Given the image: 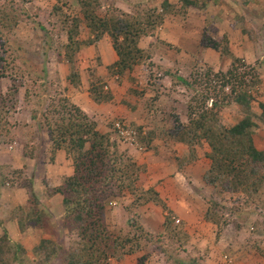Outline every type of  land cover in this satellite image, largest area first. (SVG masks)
<instances>
[{"label":"rangeland","instance_id":"rangeland-1","mask_svg":"<svg viewBox=\"0 0 264 264\" xmlns=\"http://www.w3.org/2000/svg\"><path fill=\"white\" fill-rule=\"evenodd\" d=\"M99 1L97 12L101 18L134 19L146 26L147 21H154L153 27L148 26L138 42L143 58L122 74L117 69V75L111 74L103 56L91 46L75 55V63L68 62L63 23L74 25L77 19L82 20L79 40L85 42L92 38L81 0H0V7L15 5L22 13L13 28L1 27L0 33V75L4 73L0 78V95L4 98L0 102V238L7 234L5 248L10 247V257L19 250L13 264H35L34 250L42 238L66 249L76 248L79 242L78 235L64 225L63 196L55 193L73 174V159L66 150L53 149L55 145L47 132L40 129L38 120L33 117V110L48 114L53 100L58 102L64 98L73 102L75 92L69 77L78 73L82 84L80 92L84 91V80H90V86L95 81L112 96L110 102L102 104L104 107L114 102L124 112L132 113V119L124 113L125 118L110 121L94 117V112L103 116L110 110H83L99 124L100 132L113 137L119 153L135 164L132 175L139 176L125 195L108 199L105 225L118 235L133 230L131 223L141 224L155 236L153 241L144 240L146 248L137 255L126 256L112 264H137V258L145 255L149 257L145 264H264V188L254 196L230 193L223 191L221 185L193 182L187 176L185 180L182 175L176 178L179 182L170 179L168 188L165 186L166 179L178 173V157L191 158L192 155L188 146L170 142L160 135L164 130H173L177 122L188 123V103L195 92L184 86L179 77L189 80L196 73L204 76L210 72L211 80L219 85L218 74L227 72L235 58L244 60L247 68L241 73L250 71L249 81L254 76L262 79L252 93L253 111L262 118L263 62L251 52L250 42L245 49L247 59L243 58L239 49L243 42L239 39L237 46L227 35H235L246 23L242 22L244 18L226 21L237 6L230 0H193L197 7L188 9L183 0ZM57 7L60 12L55 16ZM250 26L255 28L253 33L256 32L257 24L253 22ZM205 31L213 44H220L221 50L202 44ZM104 39L113 46L110 36ZM227 50L230 55L222 53ZM2 65L8 68L3 70ZM14 82L19 87L18 94L14 93ZM208 104L212 106L213 101ZM242 112L244 110L236 104L224 108L220 112L222 123L229 127L235 125L243 119ZM118 122L130 132L126 139L113 136ZM256 122L255 143L264 151V122L260 118ZM152 131L156 132V139L152 144L154 148L148 149L147 133ZM196 151L202 157L200 167L208 168L211 165L207 158L208 145L204 143ZM179 186L187 188L192 198L189 206L184 198L176 201L177 206L172 203V208L179 207L186 214L180 224L176 214L172 217L177 233L181 229L185 233L182 232L181 238L173 232L162 233V226L160 231H150L146 224H163L161 213L164 215V212L154 202L135 206L137 198L150 188L159 192L161 187L164 195L173 196ZM163 201L170 209L169 199ZM211 202L228 210L222 213L220 226L204 219Z\"/></svg>","mask_w":264,"mask_h":264},{"label":"trees","instance_id":"trees-1","mask_svg":"<svg viewBox=\"0 0 264 264\" xmlns=\"http://www.w3.org/2000/svg\"><path fill=\"white\" fill-rule=\"evenodd\" d=\"M183 4L187 9L197 7L193 0H183ZM81 5L92 38L85 42L79 40L82 20L77 19L74 25L64 22L62 32L66 33L65 54L68 62L75 63V55L79 54L83 47L96 45L108 35L113 40V48L118 56L117 62L109 67L111 74L117 75L116 69L122 74L138 64L144 53L138 47V42L146 28L153 27L154 21H147L146 26L144 22L137 23L134 19H104L97 12L100 7L99 0H81ZM167 6L168 2L165 3V7ZM59 12L57 7L55 16ZM20 14L21 11L15 5L0 7V33L1 27L13 28L19 21ZM241 30L243 34L250 36V40L255 41V32L253 33L250 25L243 24ZM7 44L10 46L9 40ZM202 44L221 50L220 44H213L206 31ZM222 53L230 55L228 50ZM244 62L235 58L227 72L218 74L219 85L211 80L210 72L204 76L196 73L189 80L179 77L178 80L184 86L195 92L188 103V123L177 122L173 130H164L160 135L170 142L181 143L190 148L191 158L178 157L180 168L195 164L201 158L197 155L196 148L206 143L210 148L207 158L211 165L203 175L204 183L210 186L221 185L225 192H242L254 196L264 188V151L257 148L254 139L255 129L258 128L256 119L260 118L264 122V103L260 104L263 111L261 118L253 111L255 99L254 94L252 95L261 81L255 76L249 81L250 71L241 73L243 68H247ZM2 68L6 70L8 66L2 65ZM252 73L254 75V70ZM79 76L80 73L69 77L71 85L78 90L82 88ZM2 77L4 73L0 75V78ZM14 85V93L18 94L19 87L16 83ZM89 92L98 105L112 100V96L95 81L91 82ZM210 100L213 101L212 106L208 104ZM3 101L4 98L0 95V102ZM232 104L241 107L244 116L238 123L229 127L222 123L220 112ZM4 108L5 106L2 110ZM41 113L33 110V117L38 120L40 129L47 132L51 143L55 145L53 149L66 150L73 159V174L63 181L55 193L63 196L64 225L71 233L78 235L79 242L76 248L66 249L42 238L34 250L35 264H112L113 261H121L126 256L137 255L146 248L144 240L148 238L147 240L153 241L155 236L141 224L131 223L133 230H125L118 235L110 232L105 225L108 199L125 195L126 189H132V183L139 180V176L132 175L135 164L131 163V159L126 155L119 153L110 134L100 132L99 124L69 99L62 98L58 102L53 100L48 114ZM155 134V131L147 133L148 149L154 148L152 144L156 139ZM147 195H150L149 199L146 198ZM148 202H154L167 214L162 233L173 232V235H180L181 238L185 232L181 229L177 233V225L172 218H175V213L169 209L155 188H150L144 196H139L134 205ZM225 211L228 210L216 202H211L204 219L220 226L223 222L222 213ZM7 245L5 233L0 238V264H13L14 257L19 254L17 250L15 255L10 257L12 251L9 246L6 250ZM148 258V255L137 258V264H145Z\"/></svg>","mask_w":264,"mask_h":264},{"label":"crops","instance_id":"crops-1","mask_svg":"<svg viewBox=\"0 0 264 264\" xmlns=\"http://www.w3.org/2000/svg\"><path fill=\"white\" fill-rule=\"evenodd\" d=\"M230 2L232 5H236L237 9L234 12L233 16L230 18H227L226 21H228V19H230V21L233 20V22H234V21H239L241 18H244L242 21V22H246L244 25H246V24L250 25V23L254 22L257 24L258 27H256V32L254 33V36H253V37H255V41H252V42L250 40L249 35L243 34V32H242L243 30H241L242 26L239 28V31L237 30L235 35H230V34H227V35L229 36L231 43L235 42L237 46L239 44V42H238L239 39L241 42H243V47H239V49H241V52L243 54V58H246V59H247V57H246L245 53H247V51L245 49H246L248 43L250 42L251 52H253L256 55V57L258 56V59H260V61L263 62L262 63L263 64V66H262L263 74L261 76L264 79V0H230ZM228 4H230V3H228ZM251 29L255 30V28H253V27H251ZM91 47H95V49L98 51V53L101 54V56H103L104 62L106 63L105 64L106 67L111 66L117 62L118 56H117L113 46H110V44L108 43L107 39H103L102 41L98 42L96 45L91 46ZM88 48H90V47H85V48L81 49V52L83 53L85 50H88ZM253 64H255V63H253ZM83 65H86V63H84ZM100 70H101V67H100ZM83 88H84V91L80 92V90L78 91L77 89H75L73 87L75 95L72 99L76 105H78L80 108H82V110H86L87 108L88 109L91 108L93 111H94V109H96L98 111L101 109L110 110V112H108L107 114H104L103 116L94 112L95 113L94 117L99 118V116H100L101 119H103V120L105 118H107L105 120L113 121L116 119H121V118L129 117V116H130V119H132V113H130L128 111L124 112L119 107H116V105H114V102H112L113 104H107L108 106L104 107L103 105H98L93 99H91L90 92H89V90L91 88L90 80H84L83 81ZM124 113H126L125 117H124ZM89 116H90V114H89ZM185 117L186 116L184 115V118ZM182 122H184V121H182ZM201 158L195 164H190V165L186 166L185 168H180V167L176 168L177 169L176 171L178 173L176 174V176H174V178L166 179V182H165L166 188H168L167 181H169L170 179H173L176 182H179V181H177L178 179H176L178 175H182L183 179H185V180H186V176H187V178L190 179V181L194 182V181L199 180L204 184L203 175L209 167L207 168L205 166L204 169H202V167H200V165H201L200 162L202 160ZM193 174H195V175H193ZM179 188L180 189L178 190V192L176 191V193H174L173 196H168V194L164 195L161 191V189L163 190V187L159 188V192L161 193L163 199H165V200L169 199L170 210H172L179 217L178 220L181 222L184 218V215H186V214H184V212L181 211V209H179V207L172 208V205L174 204V206H177L176 201H178V199H180V198H184L185 204L187 206H189L188 202L192 201V198H190V196H189L190 193H188V191H186L187 188L180 187V186H179ZM192 189L193 188H191V192L193 191ZM180 195H181V197H180ZM194 195L197 197V194H194ZM177 197H179V198H177ZM189 198H190V200H189ZM165 216H167V214L165 212H164V215H163V213H161V218L163 219V223L165 220ZM161 226H162V230H163L164 227H163L162 223L158 222V224H157V222H156V225H154V226H152V224H146V227L149 230L152 229L154 232L160 231ZM187 227L188 226H186V228Z\"/></svg>","mask_w":264,"mask_h":264},{"label":"built area","instance_id":"built-area-1","mask_svg":"<svg viewBox=\"0 0 264 264\" xmlns=\"http://www.w3.org/2000/svg\"><path fill=\"white\" fill-rule=\"evenodd\" d=\"M113 133L115 134V137H119L122 139H126L127 135L130 136V132L125 129V125H122L120 122L116 123L113 129ZM177 222H180L177 220Z\"/></svg>","mask_w":264,"mask_h":264},{"label":"clouds","instance_id":"clouds-1","mask_svg":"<svg viewBox=\"0 0 264 264\" xmlns=\"http://www.w3.org/2000/svg\"><path fill=\"white\" fill-rule=\"evenodd\" d=\"M177 223H180V222H177Z\"/></svg>","mask_w":264,"mask_h":264}]
</instances>
